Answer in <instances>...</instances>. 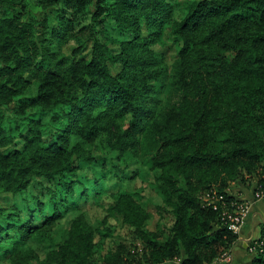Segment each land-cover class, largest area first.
<instances>
[{
  "label": "trees",
  "instance_id": "16d2710c",
  "mask_svg": "<svg viewBox=\"0 0 264 264\" xmlns=\"http://www.w3.org/2000/svg\"><path fill=\"white\" fill-rule=\"evenodd\" d=\"M142 152L159 232L141 193L98 198ZM253 181L264 188V0L179 14L168 0H0V193L15 199H0V264H213L239 238L231 185ZM79 196L103 214L67 218ZM250 250L264 264V223Z\"/></svg>",
  "mask_w": 264,
  "mask_h": 264
},
{
  "label": "rangeland",
  "instance_id": "374dc122",
  "mask_svg": "<svg viewBox=\"0 0 264 264\" xmlns=\"http://www.w3.org/2000/svg\"><path fill=\"white\" fill-rule=\"evenodd\" d=\"M175 5L176 14H179L181 9L184 7L187 0H168ZM169 31V27L165 29L166 34ZM146 34V31H144ZM152 48L156 49L158 53L164 55V61L169 64L176 58V48L175 46H171L167 43H162L160 41L155 42L151 45ZM118 46H114V50H117ZM146 153L142 152L140 155L131 157L128 167L124 170H120V177L111 179V173L108 174L106 177L105 184L102 188H100L99 192V199H105V201L111 200L112 193L115 191H134L137 193H141V197L143 195V200L147 205V209L149 212V219H148V226L153 230L160 231V219L159 213L157 211V207L155 203H160L161 199L158 196L157 192L153 188V180H154V173L153 170L150 168L149 164L146 162L145 158ZM107 166H112V161L109 159L107 161ZM239 183L233 182L231 185V189L237 187ZM139 195V194H137ZM140 196V195H139ZM0 199L2 205L5 207L12 206L15 202L14 195L8 191H2L0 193ZM74 201H76V205L70 209V212L66 215L67 218L72 217L78 211L79 206L81 210H85L89 217L92 220H97V217L103 214L102 207L98 204H91L92 202L86 201L84 196L77 197ZM43 220H39L42 222ZM12 230L11 232H14ZM118 232L125 233L126 227L122 226L121 224L118 225ZM163 237V236H162ZM226 258H221L219 261H228L230 262V255H225ZM225 262V263H226ZM5 264H10L9 260L5 262ZM171 264H176L175 262Z\"/></svg>",
  "mask_w": 264,
  "mask_h": 264
},
{
  "label": "crops",
  "instance_id": "0c3cea01",
  "mask_svg": "<svg viewBox=\"0 0 264 264\" xmlns=\"http://www.w3.org/2000/svg\"><path fill=\"white\" fill-rule=\"evenodd\" d=\"M256 189L257 184L255 181L247 184L239 183L237 187L231 189L237 199L250 204V213L238 232L239 238L230 254V262L218 261L213 264H248L251 262L253 254L250 250V244L260 236L261 226L264 223V197L257 198L255 196ZM173 262L179 264V260H173L165 264Z\"/></svg>",
  "mask_w": 264,
  "mask_h": 264
},
{
  "label": "built area",
  "instance_id": "2783aa9c",
  "mask_svg": "<svg viewBox=\"0 0 264 264\" xmlns=\"http://www.w3.org/2000/svg\"><path fill=\"white\" fill-rule=\"evenodd\" d=\"M255 196L257 198H263L264 197V188L256 189ZM214 197L208 196L206 199H210V202L214 203ZM222 196H220L218 199H221ZM226 204V203H225ZM231 205L233 208H225L223 210V219H225L228 222V226L231 230L235 232H239L246 217L250 213V204L244 200H235L231 202ZM215 208H217V205H214ZM223 258H226L224 256Z\"/></svg>",
  "mask_w": 264,
  "mask_h": 264
}]
</instances>
